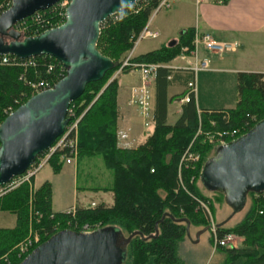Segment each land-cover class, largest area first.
Listing matches in <instances>:
<instances>
[{
  "label": "trees",
  "instance_id": "trees-1",
  "mask_svg": "<svg viewBox=\"0 0 264 264\" xmlns=\"http://www.w3.org/2000/svg\"><path fill=\"white\" fill-rule=\"evenodd\" d=\"M216 1L226 4L229 0ZM157 2L137 1L119 10L118 19L109 17L101 24L96 48L110 57L115 66L100 80L87 83L83 93L69 105L75 116H80L78 157L98 155L112 171L111 184L102 188L111 193L112 203L99 202L93 207L75 205L74 213L60 212L51 208L49 181L31 192L28 183L11 189L0 196V211L14 214L16 218L14 227H0V264H18L23 260L26 255L19 254L18 245L27 239L30 230L40 237L31 252L58 231L80 232L83 225L95 223L99 229L114 228L120 233L126 255L123 264H184L179 246L187 236V223L209 226V215L201 202L213 212L214 209L210 197L201 190L199 179L204 163L219 145L210 142L208 134L237 130L238 138L264 119V72L237 73L233 108L198 111L195 96L191 94L189 101L181 105L178 119L170 125L167 106L179 100L184 92L168 96L167 77L174 69L158 67L152 132L133 148L119 146L116 137L118 77L111 78L146 27ZM193 32L191 27L182 29L174 44H162L133 56L130 61L168 64L181 46L190 45ZM30 59L35 61L34 66L0 63V123L32 95L29 82L45 79L54 85L66 74L63 65L51 56ZM48 64H53L50 70ZM129 69L130 66H123L120 73ZM186 150V153H198L199 159L182 162ZM60 155L53 154L49 159L55 172L63 165ZM213 194L223 198L220 192ZM248 194L250 205L238 223L230 227L216 225L218 239L227 233L242 237L239 247L218 244L224 254L221 264H264V197Z\"/></svg>",
  "mask_w": 264,
  "mask_h": 264
},
{
  "label": "water",
  "instance_id": "water-1",
  "mask_svg": "<svg viewBox=\"0 0 264 264\" xmlns=\"http://www.w3.org/2000/svg\"><path fill=\"white\" fill-rule=\"evenodd\" d=\"M57 1L13 0L0 14V55L20 59L48 55L66 69L51 88L31 95L0 123V186L22 174L63 133L69 105L86 84L114 68L112 59L96 48L100 26L118 10L140 0H69L59 26L32 36L14 30L17 21ZM200 180L206 181L207 190L222 193L233 212L248 193L263 192L264 119L235 140L219 145L204 163ZM186 230L188 234V223ZM122 253L121 236L114 228L92 232L64 229L38 244L18 264H119Z\"/></svg>",
  "mask_w": 264,
  "mask_h": 264
},
{
  "label": "crops",
  "instance_id": "crops-1",
  "mask_svg": "<svg viewBox=\"0 0 264 264\" xmlns=\"http://www.w3.org/2000/svg\"><path fill=\"white\" fill-rule=\"evenodd\" d=\"M194 8V17L192 19L191 13L188 10ZM171 9H173V15L179 18L177 25L175 27H169L165 33L172 32L177 30L178 33L182 29L199 27L201 30L208 31L214 39L220 41H231L235 42L237 47L234 52L226 53L223 55L208 54L207 52H202L203 56H207L210 61V68L208 70L200 71L196 76V88H221L227 89L231 92L232 88H236V75L238 72H264V0H229L228 3L222 4L220 1L216 0H181L176 3ZM167 10V11H171ZM156 15V14H155ZM154 15V16H155ZM189 15L188 20H185L183 17ZM153 15L150 16L149 21L146 25L149 30L156 31L159 33L163 30L159 27H154L150 29V24L152 21ZM165 19V16H162ZM183 20V21H182ZM150 36L144 37L149 38ZM152 38V37H150ZM143 39V38H142ZM154 39V38H153ZM138 42V41H136ZM162 43V40L152 48L157 49ZM147 51H143L139 54H134L135 56L143 54ZM174 63V64H173ZM173 65H184L182 62L173 60L162 66L173 70ZM124 75L134 76L136 81L133 84H129L124 93L122 88L118 86V95H117V105H118V118L116 123V131L124 132L128 131L130 145L129 147H135L134 141L138 137V144L144 142L148 135H144V131L147 129L140 126L137 109L135 106L129 103V90L130 87L138 82V72L133 71V73H128ZM170 84L167 87L168 96L175 94H180L186 92V84L192 78V74L189 70L186 69H174L171 74L167 77ZM128 82H132V78H127ZM151 92L153 100V114L155 108V82L152 87ZM183 93V95H184ZM182 98V97H181ZM180 98V99H181ZM202 100V106H198L197 99ZM179 100H174L170 102L167 106V123L172 125L178 119L181 113V105L186 102H181ZM231 98L223 100V98H204L202 93L198 94V89H196L195 102L197 110L201 109H228L233 108L236 103V98L234 106L229 107ZM214 102V103H211ZM130 112L133 116H136V120L139 123V131H135L134 128L130 125L131 118ZM135 119V117H134ZM154 124V123H153ZM153 124L150 126L152 130ZM149 127V128H150ZM145 129V130H144ZM117 137V136H116ZM118 141V140H117ZM119 145V143H117ZM120 146V145H119ZM81 157H78L75 162L67 164L63 163L60 168V174L70 173L72 170V195L73 201L72 204L65 207L62 210H56L54 208V188L55 185L52 182L50 177L44 179L36 187H34L35 178L33 179V187L37 188L44 181H49L51 184V208L53 211H66L75 205H81L87 207L88 204L92 202L97 204L99 202H104L106 204L112 203V195L109 191H104L102 188H107L109 185L104 187L95 188L94 191L85 190L82 187L78 186L77 183V169L78 165L81 162ZM68 166L65 170L63 168ZM63 175V174H62ZM90 193V195L88 194ZM94 194V195H93ZM15 218V215L12 214ZM16 221V218H15ZM15 225V223H14ZM5 227L12 228L14 227ZM242 241V239H241ZM238 244L236 247L241 246Z\"/></svg>",
  "mask_w": 264,
  "mask_h": 264
},
{
  "label": "built area",
  "instance_id": "built-area-1",
  "mask_svg": "<svg viewBox=\"0 0 264 264\" xmlns=\"http://www.w3.org/2000/svg\"><path fill=\"white\" fill-rule=\"evenodd\" d=\"M12 1L13 0H4L2 3H0V14L11 6ZM180 1L181 0H158L157 5L153 10V16L162 10H170L171 7H173ZM68 4L69 0H58L51 7L44 10H37L30 16L17 21L14 24L13 28L21 36H32L39 34L40 32H43L45 30L57 27L65 20V10ZM118 11L109 17L113 20L118 19ZM156 35V31H151L148 29V27H145L139 34L136 41H138L140 38L142 39L147 36L155 37ZM236 47L237 45L235 42L216 40L208 31L201 30L197 26L194 27L190 45L181 46L179 53L174 58V60L182 62L184 65H173V69H186L189 70L192 74V78L186 84V92L182 96L180 101L188 102L191 94L195 96L197 73L200 71L208 70L210 68L209 58L207 56H203L202 52H207L208 54L223 55L226 53L234 52L236 50ZM130 59L131 54H128L116 73H120L123 66H130L131 69L138 72V82L132 85L129 90V103L136 107L138 115L140 116L144 127L148 128L154 123L153 100L152 97L150 98V88H152L154 85L157 68L162 65L155 63L131 62ZM0 63L20 65L23 67L35 65V61L33 59H20L13 55H1ZM52 65L53 64H48V70L52 68ZM29 85L31 87L32 95L49 89L53 86L52 82L45 79L29 82ZM67 118L68 122L64 128L63 133L55 139L53 144L48 149L39 154L34 162L22 174L13 177L10 181L0 186V196L23 183L30 184V192L33 191L34 187L33 182L31 183V181L35 178L36 174L41 170V168L45 164L49 163V159L53 154L61 153L60 159L63 161V163L70 164L76 161L78 157L77 135L80 116H75L73 108H68ZM238 133L239 132L237 130H226L219 132L217 131L215 133L208 134V138L210 142L222 145L235 140ZM127 138L128 135L125 132L120 131L117 134L118 141H124ZM228 138H230L231 140L228 141ZM119 143L121 147L131 146L127 142ZM190 155L191 153H189L185 159H187ZM184 157L185 156L183 155L181 161L184 160ZM255 195H261L264 197V191L261 193H255ZM201 204L206 208L209 215V227L212 231L213 241L215 245H227L228 241L232 239L233 234L227 233L222 239H218L216 231L217 227L216 224L212 221L210 211L202 202ZM94 205L95 204L92 202L91 206ZM67 211L74 213L75 207H71ZM97 229H99L98 224L91 227L88 224H85L80 229V232H92ZM31 231L32 230H30V233ZM30 236L31 235H29L26 240L18 245L19 254L27 255L30 252V249L36 243H38L39 240L37 239V237L34 238L33 236V239L32 237L30 238ZM3 260L7 262L6 257H4Z\"/></svg>",
  "mask_w": 264,
  "mask_h": 264
},
{
  "label": "rangeland",
  "instance_id": "rangeland-1",
  "mask_svg": "<svg viewBox=\"0 0 264 264\" xmlns=\"http://www.w3.org/2000/svg\"><path fill=\"white\" fill-rule=\"evenodd\" d=\"M188 11L191 13V16L193 19L194 8H191V10H188ZM151 15H153V12ZM162 16H165L164 17L165 19H163ZM183 18L185 20H188L189 15H185ZM178 20L179 18L173 15V9H171V11L162 10L156 13V15L152 18L150 29L154 27H159L160 29L163 30V32L161 31L159 35L157 32V35L152 38L150 37L143 38V39L140 38L138 42L134 43L133 48L126 53V56L128 54H131V58H132L133 56H135L134 54H139L143 51L151 50L161 40H162V43L159 45V47L162 44H168L171 41L176 40L178 36L177 30H173L172 32H169L168 34L165 33V31H167L169 27H175L174 25H177ZM155 64H159V63H155ZM133 71L135 70L129 69L125 73L115 72L112 75L111 80L115 77H118V82H117L118 86H120V88H122V90L125 93L127 86L129 84H133L136 81V78H135V75L126 76L124 74H128L131 72L133 73ZM127 78H132L133 81L128 82L126 81ZM196 89H198V94L199 93L203 94L204 98H212V99L223 98V100H227L231 98L229 100L230 101L229 105L231 106L229 107L234 106L235 102H232V101H234V99L236 98V88H232L231 92L227 89H221V88H196ZM151 90L152 88H150V92ZM152 95L153 93L151 92L150 98L152 97ZM197 102H198V106H202L203 103L201 99L198 98ZM211 103H214V102H211ZM130 118H131L130 125L134 128L135 131L138 132L139 127L143 126L142 128L147 129V131H144V135L145 134L148 135L150 132H152V130L150 131L151 127L150 128L144 127L142 120L140 118H139V123H140V126H139L138 125L139 123L136 120V116L135 115L133 116L132 112H130ZM119 132L116 131V136ZM127 132L128 131H126V133ZM198 133H200V130H198ZM137 139L138 137L134 141L135 142L134 146L138 145ZM129 141H130L129 138H127L124 141L119 140L117 141V143L127 142L130 144ZM186 152L187 150L185 151V153ZM188 154L189 152L186 153L184 160ZM198 159H199V154L195 153V154H191L186 160L190 162L191 160L195 161ZM182 162L180 161V165ZM67 167L68 166H65L63 170H65ZM52 170L53 168L49 163L45 164L35 176L34 187H36L38 183H40L44 179L50 177L52 179L53 184L55 185L54 208L56 210H62L65 207L72 204V201H73V195L71 192L72 184H73V178H72L73 173H72V170H70V173L68 174H65L63 172L60 174H54V173H59L60 170L57 172L53 170L54 173L52 172ZM111 181H112V171L104 165L102 158L100 156L98 155L93 156V157L85 156L81 159V162L79 163L78 169H77V183L79 187H82L85 190L94 191L95 188L104 187L106 185H109ZM205 182L206 181L199 179V186L201 190L203 191L204 194L210 197V201L212 202V205H213L214 212L211 210L210 207H208L210 214L212 216V221L216 225L221 224L226 227H230L238 223L243 218L245 212L247 211L250 205L251 199H250L249 194L244 196L239 202V210L236 212H233L232 206L230 204L225 203L222 197L218 195H214L213 192L206 189ZM88 194L90 195V193ZM231 204H233L234 206L235 202H231ZM87 207H93V206H91V204H88ZM14 223H15V218L11 213L6 212V211H0V227H11L14 225ZM97 224L98 223L88 224V225L91 227ZM231 234H233V237L231 240L228 241L227 245H232L236 247L238 244L242 243L241 236H238L234 233H231ZM29 235H31L30 238L31 237L33 238L34 236V238L37 237L38 240L40 239L39 235L35 231L34 232L31 231V233L29 232L28 236ZM179 253H180V256L184 264H221L224 258L223 252L220 249H218V246L215 245L213 241L212 231L209 226H205V227L204 226H194L190 224L189 233L187 234L185 239L180 243ZM125 258H126V255L122 253L121 259H120L121 261L119 264H123L125 261Z\"/></svg>",
  "mask_w": 264,
  "mask_h": 264
}]
</instances>
